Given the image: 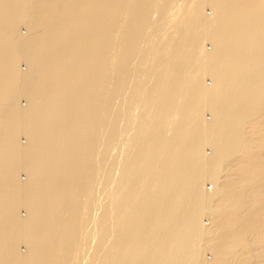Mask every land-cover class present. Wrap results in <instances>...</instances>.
I'll return each instance as SVG.
<instances>
[{
  "label": "bare ground",
  "instance_id": "1",
  "mask_svg": "<svg viewBox=\"0 0 264 264\" xmlns=\"http://www.w3.org/2000/svg\"><path fill=\"white\" fill-rule=\"evenodd\" d=\"M0 264H264V0H0Z\"/></svg>",
  "mask_w": 264,
  "mask_h": 264
},
{
  "label": "rangeland",
  "instance_id": "2",
  "mask_svg": "<svg viewBox=\"0 0 264 264\" xmlns=\"http://www.w3.org/2000/svg\"><path fill=\"white\" fill-rule=\"evenodd\" d=\"M206 9H207V8H206ZM208 9H209V8H208ZM208 9L206 10L207 12L210 11V9H209V10H208ZM21 29H22L23 32H27V29H26V28L21 27ZM206 45H208V46L210 47L209 43H206ZM25 65H26V64L22 61V62H21V66H22L23 68H26ZM206 79H207L208 82L211 81V80L209 79V77H206ZM25 101H26L25 99H22V100H21V102H22L23 104H26V103H27V102H25ZM206 114H207V113H206ZM23 138H24V139H23ZM21 139H22V141H24V142L26 141V138H25V136H23V135L21 136ZM208 148H209V147H208ZM208 148H207V151L210 153L211 150H209ZM22 175H23V178H26L25 173L22 172V173H21V177H22ZM212 185H213V184H211L209 181H207L205 186H206V187L208 186L207 188L210 189V190L212 191V189H214ZM21 211L23 212V214H26L24 208H22ZM203 222H204V225H205V226H208V225L211 224V222H210V220H209V218H208L207 216H204V218H203ZM209 222H210V223H209ZM91 244H92V243H91ZM21 248H22V250H25V249H26V247H25L23 244L21 245ZM88 249H91V248H87V250H88ZM87 250H86V251H87ZM88 251H90V250H88ZM88 251H87V252H88ZM206 251H207V252H206ZM204 254L206 255L205 258H207V259L213 257L212 254L209 252V250H205V253H204Z\"/></svg>",
  "mask_w": 264,
  "mask_h": 264
}]
</instances>
